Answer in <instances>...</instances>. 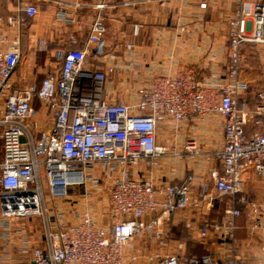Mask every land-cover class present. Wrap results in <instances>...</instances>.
Here are the masks:
<instances>
[{
  "label": "built area",
  "instance_id": "1",
  "mask_svg": "<svg viewBox=\"0 0 264 264\" xmlns=\"http://www.w3.org/2000/svg\"><path fill=\"white\" fill-rule=\"evenodd\" d=\"M13 1L17 13L5 21L14 29L13 38L0 17V264H184L180 257L164 254L127 259L124 250L144 234L162 241L164 222L180 210L202 203L213 208L212 190L232 197L222 222L201 230L204 239L211 230L220 232V248L187 264H240L238 219L248 216L250 237L264 235V207L243 195L250 175L264 176V92L256 94V104H245L249 84L241 77V47L264 45V0H239L228 20L231 67L224 83H205L195 69H181L139 87L132 102L114 101L105 88L116 68L94 70L87 51L72 47L60 51V67L40 85L17 86L21 30L40 10L36 0ZM54 1L60 7L57 19L69 23L79 10L106 7ZM199 1L206 9L207 0ZM106 32L104 19L98 17L88 43L99 44ZM76 42L71 37L70 43ZM127 49L134 51L135 46L128 44ZM93 54L98 58L96 49ZM208 114L225 120L224 146L213 153L222 171L212 172V185L203 182L196 191L190 185L159 189L153 179L134 177L133 170L142 163L154 169L169 154L168 147L157 143L160 124ZM184 149L200 154L192 141ZM98 174L112 184L108 211L101 216L106 223L76 205L68 212L57 204L51 212L46 208L47 189L55 201L67 199L77 186L85 188L83 197H92L101 188ZM148 214L153 217L146 221ZM36 218L44 224L42 243L32 241L27 225L19 223Z\"/></svg>",
  "mask_w": 264,
  "mask_h": 264
},
{
  "label": "crops",
  "instance_id": "2",
  "mask_svg": "<svg viewBox=\"0 0 264 264\" xmlns=\"http://www.w3.org/2000/svg\"><path fill=\"white\" fill-rule=\"evenodd\" d=\"M79 1L104 3L106 7L101 11L79 10L74 23H69L57 19L60 7L56 1L36 0L39 15L21 30L22 54L23 50L28 52L31 59L39 48L54 54L53 57L63 49H85L92 69L100 72H106L109 66L117 69L116 75L110 78L115 79L114 82L108 81L107 88L118 84L126 89L134 80L141 87L149 86L156 76L173 77L187 68L195 69L198 79L209 84L224 83L228 78L231 67L228 20L238 9L239 0H207L206 9H201L199 0ZM247 1L251 4L256 0ZM246 8L249 11L251 7ZM17 10L16 1L0 0V17L11 38L14 29L8 28L5 21L16 15ZM98 17L104 19L107 32L95 45L88 41ZM71 37L76 39V44L70 43ZM128 44L135 46L134 51L127 49ZM95 49L98 58L93 57ZM241 51L244 57L241 77L249 84L243 102L252 106L257 103L253 88L264 82V45L247 43ZM56 64L48 72L43 69L44 78L60 67V63ZM32 68L33 63L18 68L14 78L17 86L41 84L44 78L39 79ZM224 138L225 120L218 114H208L204 119L191 116L178 124L169 120L160 124L157 132V143L169 148L168 156L161 158L154 169L142 163L133 170V175L139 179H153L159 189L190 185L196 191L203 182L212 185V172L222 171L213 153L224 146ZM189 141L195 143L200 154L184 149ZM250 183L257 186V200L254 201L263 206L264 176L250 175L246 189ZM212 194L213 208L202 203L199 207L180 210L166 220L162 241H152L146 234L130 241L124 250L127 259L132 254H164L178 256L187 264L193 257L219 250L220 232L211 230L207 238L201 237L205 225L220 224L223 220L224 212L218 213V195L214 190ZM237 205L241 207L238 202ZM152 217L153 214H148L145 220ZM237 227L235 237L240 264H264V235L249 236L246 214L238 219Z\"/></svg>",
  "mask_w": 264,
  "mask_h": 264
},
{
  "label": "rangeland",
  "instance_id": "3",
  "mask_svg": "<svg viewBox=\"0 0 264 264\" xmlns=\"http://www.w3.org/2000/svg\"><path fill=\"white\" fill-rule=\"evenodd\" d=\"M36 54L34 58L29 59L28 57V52H24L23 50V60L21 63L20 68L24 67H29L30 64L33 63V68L34 73L38 75L39 79L44 78L45 74L42 72L44 68L47 69V72L54 69L53 66L57 63L59 65L60 63V52H58L54 57L47 51L43 49H37L35 51ZM53 57V58H52ZM48 61V65L45 64V62ZM56 64V65H57ZM120 74V73H118ZM116 78V76H115ZM115 80V79H114ZM114 80H110L109 83L114 82ZM112 85V84H111ZM107 88L106 85V90L108 89L110 94L112 95V98L114 101H127V102H132L136 100V94L141 87V85L137 84V81H133L132 84L126 87V89L120 87L118 84L112 85ZM253 92L255 94L259 92H264V82L258 83L254 88ZM243 103H241L242 105ZM99 179L101 180V188L100 190H93L92 192L94 193L92 197L85 198L83 197L85 193V188L83 186H77L73 187L68 191V198L63 199V200H51V192L50 190H46L45 194L47 196V206L46 208L49 209H54L55 205L61 206L64 210L67 212L70 210L71 207H75L81 211V212H86L89 211L91 214L93 213L99 220L103 221V218L101 217L104 213H107L108 211V205H109V199L108 195L110 192V189L112 187L111 182L98 174ZM257 188L256 184L250 183V185L247 187V189L244 192V196L250 200L254 201L257 200ZM262 194L263 191H262ZM218 204L220 205V209L218 210L219 214H222L224 210L227 208V206L231 203L232 197L225 196V197H219L217 198ZM57 202V203H56ZM262 203V202H261ZM264 206V202H263ZM68 217L71 218V213L69 212ZM103 222L106 223L104 220ZM20 224H26L28 231L30 232V236H32V241L37 242V243H42L43 241V234H44V224L41 218H36V219H28V220H20Z\"/></svg>",
  "mask_w": 264,
  "mask_h": 264
},
{
  "label": "trees",
  "instance_id": "4",
  "mask_svg": "<svg viewBox=\"0 0 264 264\" xmlns=\"http://www.w3.org/2000/svg\"><path fill=\"white\" fill-rule=\"evenodd\" d=\"M26 26H27V25H26ZM26 26H25V27H26Z\"/></svg>",
  "mask_w": 264,
  "mask_h": 264
}]
</instances>
